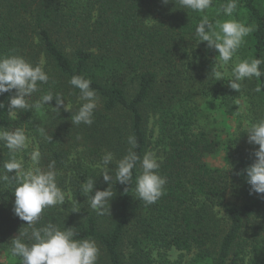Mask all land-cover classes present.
I'll list each match as a JSON object with an SVG mask.
<instances>
[{"label":"trees","instance_id":"trees-1","mask_svg":"<svg viewBox=\"0 0 264 264\" xmlns=\"http://www.w3.org/2000/svg\"><path fill=\"white\" fill-rule=\"evenodd\" d=\"M227 2L213 0L197 13L176 0H0V56H22L49 76L28 102L50 91L71 105L58 115L53 99L39 111L17 110L12 118L8 99L15 90L0 95V128L24 129L41 152L39 167L48 171L55 162L57 185L66 194L65 203L46 208L34 227L74 228L75 239L96 242V264H264V194H249L244 172L259 146L226 138L206 111L217 100L224 113H236L242 88L236 92L210 74L213 64L204 49L215 50L195 36L204 15L212 23L235 19L253 27L236 54L241 60L264 58V0H237L231 17L217 15ZM260 68L264 72V64ZM74 75L90 79L96 91L91 126L71 122L80 107L79 90L69 84ZM247 88L252 115L264 118V76L252 78ZM133 135L141 158L150 151L161 161L164 194L151 205L137 197L138 163L129 185L112 183L110 214L98 215L80 185L92 179V195L106 190L96 165L112 152L114 175L115 161L127 154ZM223 147L225 167L211 166L207 159ZM9 158L0 143V166ZM14 187L0 182V255L10 252L11 240L27 227L13 212ZM231 187L233 203L226 198Z\"/></svg>","mask_w":264,"mask_h":264},{"label":"clouds","instance_id":"clouds-1","mask_svg":"<svg viewBox=\"0 0 264 264\" xmlns=\"http://www.w3.org/2000/svg\"><path fill=\"white\" fill-rule=\"evenodd\" d=\"M164 4L169 0H162ZM182 8L190 9L193 12L204 13L209 9L213 0H176ZM237 8V0H228L217 10L231 17ZM253 31L252 26H246L235 19L209 21L204 15L195 29V36L201 42H207V46L218 52L211 75L218 81L230 76L228 86L240 92L242 82L246 79L256 78L259 80L264 76L260 66L264 64V58H252L233 61V57L244 43V38ZM233 61L231 72L221 71L226 68L229 62ZM48 74L41 65L33 66L22 56L9 55L0 56V95L15 90V94L8 99V115L15 118L17 110L39 111L45 105L55 99L56 107L53 109L58 115L61 107L70 112L71 105L66 104L60 94L53 95L52 92L43 94L34 103L28 102V97L39 91L38 85L47 84ZM69 84L79 90L78 100L80 107L71 115V122L74 125L85 124L91 126L94 123L93 114L97 108L98 97L96 91L91 88V80L80 75H74ZM258 85L255 89L260 92ZM236 103L239 105L240 101ZM5 105L0 103V109ZM243 107V106H241ZM41 135H45L44 128H38ZM248 136V143L258 145L252 155L254 162L244 169L246 182L250 185L249 194H264V118L252 122L244 121L242 129ZM51 141L52 137L45 135ZM0 143L9 150L10 158L0 166V182L15 183L13 195L15 197L13 212L20 220L27 222L24 232L11 240V255L19 258L20 264H96L99 248L94 240L75 239L77 233L74 228L61 230L54 224H47L45 227L36 228L34 225L40 220L42 212L52 206L63 205L66 201L65 192L58 187L56 182L57 173L54 169L55 162L48 165L49 170L44 171L39 167L41 152L39 148H33L28 153L30 166L25 168L24 157L18 154L23 153L29 147V138L24 129L16 128L14 131L0 128ZM127 154L120 160L115 161L114 175L110 173L109 165L114 161L112 152H105L100 163L96 165L101 169V175L109 187L103 191H94L95 181L87 179L80 185L81 192L90 195L88 204L98 215L110 214V201L113 198L111 185L113 182L122 185H129L133 178V169L139 163L141 172L136 177L135 192L137 197L146 205L154 204L163 194L166 178L158 174L161 161L153 152H146L141 158L134 149L137 147L135 136L128 137ZM82 150V149H79ZM15 175L10 176V173ZM127 191V189H125ZM28 229L31 234L28 235ZM28 236L34 243L26 244L21 237Z\"/></svg>","mask_w":264,"mask_h":264},{"label":"rangeland","instance_id":"rangeland-1","mask_svg":"<svg viewBox=\"0 0 264 264\" xmlns=\"http://www.w3.org/2000/svg\"><path fill=\"white\" fill-rule=\"evenodd\" d=\"M204 53L206 54L207 58L212 62L214 65L215 58L218 56V52L216 51H211L208 49H204ZM241 58L239 57L238 54H235L233 57V61H236V59ZM233 61L229 62V65L221 69V71H226V72H231V68L233 66ZM230 76H225L224 80H221L224 82L225 87L228 86V80L230 79ZM250 80L246 79L242 82V91L241 95L236 99L240 101V104L238 105L236 103L237 111L234 114H226L224 113L220 106H218L217 100H213L208 102L206 111L211 115V121L214 122V125L219 127L220 129L223 130L225 133V137L229 138L231 136L234 137H239L241 138L240 145L242 146H252L251 144L248 143V136L247 133L242 131L244 128V121L245 120H250L252 122H256L258 119V116L252 115V108L250 107L248 103V97L245 95L244 92L248 90L247 85H249ZM235 101V102H236ZM243 106V107H241ZM35 148L32 144L29 143L28 147V153L31 152ZM28 153H26L24 157V162L28 164V167L30 166V161L28 159ZM225 155H226V148L223 147L221 148L216 155L210 156L207 160L208 163L213 166V167H219V168H224L225 167ZM234 188L231 187L228 190L227 193V201L230 203L235 202V195H234ZM190 257L188 256L186 258V261H188ZM0 262L2 264H20L19 258H15L11 255V252L9 253H4L0 255Z\"/></svg>","mask_w":264,"mask_h":264}]
</instances>
